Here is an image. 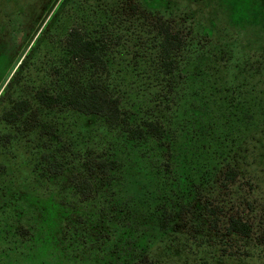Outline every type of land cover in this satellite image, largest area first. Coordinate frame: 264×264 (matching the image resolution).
<instances>
[{
	"label": "rangeland",
	"instance_id": "rangeland-1",
	"mask_svg": "<svg viewBox=\"0 0 264 264\" xmlns=\"http://www.w3.org/2000/svg\"><path fill=\"white\" fill-rule=\"evenodd\" d=\"M60 1L0 0V93L29 52L31 69L25 71L27 78L36 84L53 80V69L60 65V47L72 17L90 24L95 16L96 27L99 22H119L124 18L115 14L116 9L102 7L97 0H68L57 20L51 23ZM166 4L169 9L175 8L176 0H166ZM261 5L264 0H257L253 7L243 0L215 8L206 2L205 13L211 9L226 22L225 47L230 46V50L225 53L217 49L216 57L210 61L186 57L188 63L182 62L172 94H165L164 80L156 76L155 63L149 61L147 50L152 45V35L137 26L131 36L125 33L113 41L109 48L115 63L112 76L116 78L117 90L126 95L127 108L137 115L142 114L138 111L141 104L165 111L166 115L170 108L174 123L182 118L181 135L175 142L165 143L168 149L160 151L159 158L155 150L147 151L145 145L140 149L96 117L54 109L53 126L63 140L81 141L77 147L83 148L86 142L97 151L105 147L108 153H116L121 169L114 193L124 200L132 199L137 209L148 213L154 212L163 191L178 194L180 189L172 184L174 175L161 167L162 154L167 159L171 153L179 162L187 166L198 163V167L241 159L242 174L237 187L246 189L253 182V190L248 193L252 194L255 215L264 226V15L258 11ZM132 11L135 10L126 6L120 10L129 14ZM136 15H140L139 11ZM11 147L15 151H7L0 163L5 171L0 175V193L7 195L0 198V264H92L84 260L82 253L74 258V243L63 240L64 246H60L65 221L46 203L48 197L43 188H38L37 193L22 191L31 188L34 181L41 185L50 183L37 180L34 173L38 145L33 147L21 139L19 145L14 141ZM205 168H199V173ZM179 173L184 171L180 169ZM38 204L39 210L35 211ZM200 222L197 214L175 224L177 233L161 234L154 230L156 235L149 252L157 253L156 262L264 264V247L256 248L251 243L246 248V242L222 236L220 224L212 235L206 236L210 229L199 225ZM152 225L157 226L154 221ZM255 239L264 243L262 235ZM239 250L248 252L249 257H240Z\"/></svg>",
	"mask_w": 264,
	"mask_h": 264
},
{
	"label": "snow or ice",
	"instance_id": "snow-or-ice-1",
	"mask_svg": "<svg viewBox=\"0 0 264 264\" xmlns=\"http://www.w3.org/2000/svg\"><path fill=\"white\" fill-rule=\"evenodd\" d=\"M206 2L215 8L224 4H235L240 0H176V7L172 9L168 8L166 0H97L102 7L111 6L116 9L117 16L125 6L135 11L131 14L124 13V18L119 22H99V27H96L98 21L94 16L90 21L94 29L92 35L96 37L101 48L109 49L114 40L125 33L131 36L133 30L139 26L149 35L161 37V56L171 51L173 56L185 64L188 63V56L210 61L216 57L217 49H223L227 53L230 46L225 47V41L228 40L226 22L221 21L211 9L205 13ZM243 2L249 7L257 6V0ZM136 11H139L140 15H136ZM258 11L264 15V5L259 6ZM71 20L66 36L67 45H71L77 33L84 31L82 22L75 17ZM170 38L175 42L174 50L168 48ZM88 64V61L81 60L76 65L70 88L57 85L55 90H52V85L45 83L36 90L27 92L22 101L23 109L14 117L16 123L13 130L3 127V116L0 114V163L4 161L7 151H15L11 147L12 141L19 145L23 139L33 147H46L47 158L52 161L49 167L55 178L47 185L34 181L31 188L25 187L22 191L37 193L38 188H43L45 197H51L49 204L67 217L74 218L80 230L91 240L92 245H95L97 252L107 248L109 253L115 255L119 250L128 264H156L157 253H149L146 246L138 245L135 239H131L130 234L135 232L136 228L133 223L135 217L130 218L128 215V201L114 202V194L104 187L120 170L112 165L107 154L108 149L101 147L97 151L86 142L83 148H80L77 147V144L81 143L79 140L57 141L55 136L46 138L56 118L55 112L44 97L51 95L68 99L73 95L78 96L91 83L93 72L96 73L97 83H102L99 78L103 75V67L89 68ZM112 98H115L114 93L109 99V106ZM2 103L0 100V104ZM58 106L63 108V103L58 101ZM135 107L133 105V108ZM138 111L142 114L128 121L123 128L128 136L141 138V142L147 146V151H154L159 144L175 142L181 135L182 118L180 122L174 123L170 108L166 110L167 115L165 111L143 104L139 106ZM12 159L16 160L17 156L13 155ZM181 211L186 220L192 218L194 210L188 207L181 209L179 205L173 206L170 214L175 218V214ZM125 233L129 236L126 237ZM126 241L130 242H127L125 247ZM81 242L85 247L89 246L83 236Z\"/></svg>",
	"mask_w": 264,
	"mask_h": 264
},
{
	"label": "trees",
	"instance_id": "trees-1",
	"mask_svg": "<svg viewBox=\"0 0 264 264\" xmlns=\"http://www.w3.org/2000/svg\"><path fill=\"white\" fill-rule=\"evenodd\" d=\"M67 1L68 0L60 1L50 19L51 23L57 20L60 11L66 6ZM105 13L106 16L105 14L104 16L107 18L109 12L107 11ZM120 14L124 16L123 12H120ZM77 20L84 25V31L77 33L71 45L66 44V34L65 42H63V45L60 47L62 55L60 65L53 69L54 74L51 76L53 80L49 81V83H45L52 85V90H55L57 85L61 88H70L73 82V70L81 60L88 61L89 68L96 66L103 67V75L99 78L102 83H97L96 73L93 72L90 77L91 83L85 87L78 96L73 95L65 99L63 97H53L50 95L44 97V99L49 103L52 110L64 109V111H72L83 117H96L111 131H117L120 135L123 133L129 142L140 149H144L145 147H142L144 144L141 142V138L128 136L123 128L124 124L136 119L138 115L127 108L124 102L126 95L124 93V95H122L120 93L121 91L117 90L118 85L116 84V78L112 76V68L115 66L113 61L114 55L109 49L100 47L96 37L92 35L94 29L91 30L89 28L91 24L81 19ZM99 26L100 24L97 27ZM160 40L161 37L159 35H152V45L147 51L149 54V61L155 63L156 68H154V72L156 76L158 78L161 76L164 80L163 84L167 89V93H165L167 95L172 94L176 89L174 80L181 70L182 62L173 56L171 51L161 56ZM175 47V42L170 38L168 41V48L174 50ZM31 55L30 52L26 55V58L16 68L6 88L0 93V100L3 101V103L0 104V114L3 116V127L7 130H13V126L16 123L14 117L23 109L22 101L26 98L27 90L30 89L34 91L39 86L45 84L44 82L36 84V82H32L26 76L25 71H30L31 69L29 66ZM148 66L149 63L147 67ZM150 67L152 68V66ZM113 93L115 94V98L111 99V105L109 106V99L112 97ZM58 101L63 103V108L58 106ZM256 101H260L258 97H256ZM47 136H55L57 141L63 140L58 129L54 126L49 129L46 138ZM166 138L167 137H165V140ZM13 142L14 141H12V144ZM36 149L38 151L36 163L34 165V173L37 176V180L50 182L55 178V174L49 167L52 161L47 158V148L38 145ZM165 149H168L165 143L159 144L155 149L156 155L160 151L164 153V151H166ZM107 154L111 158L112 165L121 169V163L117 154L114 152ZM157 157L159 158L158 155ZM161 157L163 162L161 167L174 175L172 184L180 186V189L178 190V194H167L169 192L163 191L159 201L157 198L158 203L153 213L137 209L138 207L132 199H126L128 201V215L130 218L133 216L135 217L133 223L136 231L130 234L131 239H135L138 245L146 246L149 251L151 241L155 239L156 235L154 230H158V233L161 234L177 233L178 230L176 227L178 225L175 224L185 220V217L183 211H181L176 213L175 218H173L170 214V210L173 206L179 205L181 209L185 207L192 208L194 210L193 218L198 214V219L201 220L199 225H205L208 231L210 229L209 235L206 234V236L212 235V232L222 226V236L238 238L242 240L240 242H246L248 244L246 248H248L251 243H254L256 248L264 247L263 242L259 239H255L256 236H264V226L255 215L256 210L253 205L252 194L251 192L248 193L249 190H253V182L246 189L241 187V185L237 187L238 180L241 179L242 174L241 159L233 158L230 161L224 160L222 163H218L214 166L207 164L198 167V163H191L187 166L186 163L179 162V160H177L178 158L174 157L171 153L168 154L167 159H165L164 154H162ZM199 168L205 169L199 173ZM180 169L183 170L184 173H179ZM119 172L111 177L110 183H106L104 186L108 192L114 194V202L115 200H124L117 197L114 193L115 185L119 179L117 178ZM4 173L5 171L0 167V175ZM232 188L234 191H232ZM225 191H229V194ZM223 193H225V195H223ZM6 196L7 195L0 193L1 199ZM50 199L51 197H48L46 203L51 206V208L55 209L60 218L65 221V233L60 237V246H64V241L69 244L70 242L74 243L72 251L75 254V259L80 257L78 253H82L84 260L90 261L92 264H128L127 260L120 255L119 250H117L115 255L109 253L107 248L97 252L91 240H88L81 230L79 231V225L75 223V219L67 217L58 211L55 206L49 204ZM34 210H39V204ZM70 220L71 224H69ZM153 221L157 224L155 228L152 225ZM171 230L174 231L170 232ZM82 236L87 241L88 247H85V244L81 242ZM125 236L128 237L129 234L125 233ZM147 238H150L149 241H147ZM127 242L130 241H126L125 247L127 246ZM118 256L120 257L119 259L117 258ZM239 256L249 257L248 252L242 250H239ZM156 264L158 263L156 262Z\"/></svg>",
	"mask_w": 264,
	"mask_h": 264
}]
</instances>
